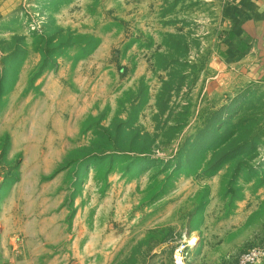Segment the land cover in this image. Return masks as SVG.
<instances>
[{
	"label": "rangeland",
	"instance_id": "1",
	"mask_svg": "<svg viewBox=\"0 0 264 264\" xmlns=\"http://www.w3.org/2000/svg\"><path fill=\"white\" fill-rule=\"evenodd\" d=\"M8 1L0 264H237L264 246V79L228 60L229 0ZM60 29L100 45L40 69L35 37Z\"/></svg>",
	"mask_w": 264,
	"mask_h": 264
},
{
	"label": "crops",
	"instance_id": "2",
	"mask_svg": "<svg viewBox=\"0 0 264 264\" xmlns=\"http://www.w3.org/2000/svg\"><path fill=\"white\" fill-rule=\"evenodd\" d=\"M7 2L9 1L0 0V21L9 16ZM226 13L233 24L228 43L229 62L242 59V64L248 63V68L243 65V70L249 83L261 78L263 80L264 0H229Z\"/></svg>",
	"mask_w": 264,
	"mask_h": 264
},
{
	"label": "trees",
	"instance_id": "3",
	"mask_svg": "<svg viewBox=\"0 0 264 264\" xmlns=\"http://www.w3.org/2000/svg\"><path fill=\"white\" fill-rule=\"evenodd\" d=\"M64 32L65 31L63 29H60L59 31H57V34L59 35L58 37L55 34L54 35L38 34L35 37L34 42H33V51L40 54V57H41L40 64H39L40 69H44L48 66H54L56 64L55 60L57 59V57L63 55L65 51L71 50L72 48L73 49L77 48L79 50H82L85 53V55L91 54L100 45V42H101V40L93 36H85L84 39H86V43L78 44L73 40L74 37H79L77 34L70 32V31L66 32L68 33L67 35L69 36V39L66 40L64 39V36H62ZM28 53L29 52L27 48H24L23 50L15 49L10 54H8L5 58H3L2 64L6 66L8 62L12 60L13 58L17 57V55L22 57V59H24L27 57ZM3 72H4V75L3 76L0 75V98L3 97L4 94L6 93L5 85L1 86V84L2 82H5L8 79L6 78L7 73H8L7 67L5 68V71ZM15 83H16V80L13 82L9 90L14 87ZM110 131L111 130L100 129L96 133L97 138H99L107 146H109V142L112 143L114 140L115 142H117L121 137V134L119 130L117 131V128H115L112 134L110 133ZM142 137H146V136L136 135L137 140L142 139ZM110 153H115V151H109L107 148H101L95 156H98L96 157L97 159L100 157L104 158ZM86 158L92 159L94 158V156L91 153H88L86 155Z\"/></svg>",
	"mask_w": 264,
	"mask_h": 264
},
{
	"label": "built area",
	"instance_id": "4",
	"mask_svg": "<svg viewBox=\"0 0 264 264\" xmlns=\"http://www.w3.org/2000/svg\"><path fill=\"white\" fill-rule=\"evenodd\" d=\"M237 264H264V246L247 250Z\"/></svg>",
	"mask_w": 264,
	"mask_h": 264
}]
</instances>
